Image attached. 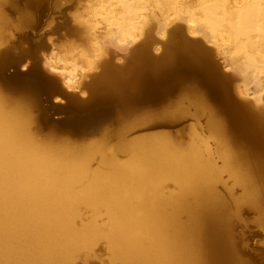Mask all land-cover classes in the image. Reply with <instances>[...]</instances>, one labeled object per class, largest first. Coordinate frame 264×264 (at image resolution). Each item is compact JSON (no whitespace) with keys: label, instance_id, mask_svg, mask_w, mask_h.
<instances>
[{"label":"bare ground","instance_id":"6f19581e","mask_svg":"<svg viewBox=\"0 0 264 264\" xmlns=\"http://www.w3.org/2000/svg\"><path fill=\"white\" fill-rule=\"evenodd\" d=\"M12 1L0 0V47L9 42L8 36H15L7 34L11 24L5 13ZM175 4V0H100L91 15L105 19L104 34L129 42L145 33L132 49L131 60L120 66L105 60L96 66L90 52L60 60L88 69L101 65L89 81L78 84L83 97L95 87L118 94L117 108L124 112L117 123L108 122L97 133L74 137L47 131L28 101L37 106L39 89L18 95L0 82V264L89 262L100 257V244L110 264L246 261L233 221L246 204L257 210L264 226V0ZM151 6L173 8L193 34L202 33L217 44L223 41L231 64L245 83L255 87L252 92L250 86L246 90L238 84L237 92L243 97L254 94L253 100L247 103L230 96L231 81L213 64L209 49L183 38L182 26L168 29L169 18H159ZM30 16V11H23L15 29ZM154 18L169 35L159 56L153 55L152 37H147ZM74 20L89 34L91 55L98 56L99 36L93 32L92 19ZM54 23L49 21L50 26ZM26 63L29 67L32 60ZM185 67L200 70L189 77L193 84L184 98L170 99L161 107L131 108L133 100L157 98L156 88L149 84L189 76L182 74ZM66 68L57 69L64 73L63 81H74L73 88L75 77ZM216 98H227V103ZM203 113L209 134L193 126L187 141L168 130L127 134L137 125V129L168 126L184 118L199 120ZM225 174L242 189L239 196L229 191L233 201L219 189L220 183L227 185Z\"/></svg>","mask_w":264,"mask_h":264},{"label":"rangeland","instance_id":"374dc122","mask_svg":"<svg viewBox=\"0 0 264 264\" xmlns=\"http://www.w3.org/2000/svg\"><path fill=\"white\" fill-rule=\"evenodd\" d=\"M100 0H60L59 3L63 6L68 7V16L71 21V26L66 27L62 30L55 31L52 29V26H48L47 29H49V33L47 35V46L41 49V52L45 54V56L42 58V62L44 58L50 57L55 61V64L58 69H62V67L67 66L65 72L71 71L72 73H75V87L72 88L70 92L73 93H79L81 94V89L83 87H79L78 84L86 81H89L90 76L98 73L101 70V65L99 68H93L88 69L89 67H83L79 64L78 66H71L70 64H64L63 61H60L63 57L71 56L74 53H81L84 52L86 54H89L91 60H96L97 62L96 66L101 64L105 60H110V62H113L115 65H124L126 64L127 60H131V51L135 47H137L144 39L145 33H143L136 41H133L130 39L129 42L125 41H118L116 39L110 38L108 34H104L107 23L105 19L103 18H94L91 15V11L93 7H95ZM176 4L181 7H185L188 4H195L197 0H175ZM154 11L157 13L159 18H165L168 19V22L166 26L168 29L175 28L177 26H182V31L180 32L181 36L183 38H188L190 40L199 41L204 47L209 49L211 53V61L215 66H217L220 70V72L227 77L230 82V88H229V94L230 96L235 97L236 99H240L242 102L249 103L251 100H253V96L249 97H243L239 95L237 92V85L241 88H244L248 90L250 86V91H254L255 87L253 83L247 84L245 83L244 79L242 78L241 74L236 70V68L231 64L229 61V58L227 56L226 45L223 41H220L218 44L209 41L202 33L193 34L189 29V23L185 18H176L177 15L175 9H168L167 11H163L158 7L151 6ZM6 16L11 24L10 27L7 28V34H11L15 32V25L18 24L21 15L23 14V10L21 11H15L10 12L7 9H5ZM79 16L81 18L85 19H92L90 22L92 23V26L94 27L93 32H96V34L99 36L98 39V46L100 48V53L97 56V52L93 53L94 55H91L90 51V44H89V34L85 30V28H82L79 24L75 23L74 17ZM158 19L154 18L153 22L150 23L152 25V31L149 33L147 37H152V45H151V51L153 55L159 56L161 53L160 47L162 46V43L166 42L168 40V33L164 32V29H161L162 25H158ZM149 25V26H150ZM164 25V24H163ZM141 29L142 27L141 23L139 24ZM148 27V26H147ZM139 29V27H138ZM141 29L139 31H141ZM147 29V28H146ZM142 32V31H141ZM140 32V33H141ZM144 32V29H143ZM139 33V35H140ZM151 34V36H150ZM49 40H51V43H49ZM159 47V49H158ZM55 51L56 55L52 56L51 53ZM196 69V71H195ZM197 70H200L199 67H195L194 69L192 67L190 68H182V74L186 73L189 76L181 75L182 77L175 81H164V82H156L149 84L151 87L156 88V93H161V96L157 95V98L151 101L143 102V101H136L133 100L131 102L132 106L131 108L134 109H143V108H149V107H161L165 106L170 103V99H175L176 97L184 98V94L188 91V88L193 84L192 78H194L195 74L197 73ZM59 78V80L63 81V77H60L58 75H55ZM192 77V78H189ZM145 86V84H144ZM167 87H174L173 90H167ZM85 88V87H84ZM69 91V90H68ZM264 95V91L262 92ZM20 97V96H19ZM212 99V98H211ZM217 99V98H216ZM214 100V99H213ZM29 102H33V111L37 113V109L34 106V101L28 100ZM215 101V100H214ZM226 99H217L218 103L226 104ZM62 102V101H61ZM130 103V102H129ZM261 106H264V101L261 103ZM121 107H118L114 111V117L113 120L110 122L111 124L117 123V118L121 115L123 110L119 109ZM119 110V111H118ZM117 111V112H116ZM194 111V110H192ZM131 118L135 117L130 115ZM207 120L208 117L205 113L200 115L199 120H193L190 118H184L173 125H161L154 128H146V129H137L140 128V125L135 126L136 129H130L127 134L129 137L135 136L137 134L143 133V132H150V131H161V130H168L172 131L171 133L176 138H179L181 141H187L189 139V132L193 128V126H197L200 131H203L206 135L209 134L208 127H207ZM147 124L152 123L146 122ZM117 125V124H116ZM142 125V124H141ZM112 126V125H111ZM144 126V125H142ZM141 126V127H142ZM35 129H39L36 128ZM50 131H55L52 129H49ZM134 130V131H133ZM137 130V131H135ZM48 131V130H47ZM58 132V131H57ZM45 133V132H44ZM67 134V133H64ZM263 141H264V134H263ZM213 150L216 149V145L212 144ZM216 159L219 161V164H221V160L218 157L217 153H215ZM224 181L227 185H224L223 183H220L219 189L222 191L226 197L227 200L233 201L234 197L231 196L229 191H233L236 194L235 196H239L242 193L241 187L239 185H235L233 183V180L225 174ZM241 204H239V207ZM239 214L236 216V218L233 221V231L235 235V239L238 243V248L240 254L243 256V258L246 261H241L243 264H264V226L259 223V214L257 210L254 208L244 204L241 207V210L238 212ZM99 253L100 257H95L89 262H83L79 260L78 264H110L108 261V255L104 248L102 247V244L99 245ZM117 264V263H115Z\"/></svg>","mask_w":264,"mask_h":264},{"label":"water","instance_id":"95a60500","mask_svg":"<svg viewBox=\"0 0 264 264\" xmlns=\"http://www.w3.org/2000/svg\"><path fill=\"white\" fill-rule=\"evenodd\" d=\"M6 9L12 13L28 10L34 20L15 29V36H8L11 37L9 42L0 47V82L3 87L18 95L39 89L36 109L40 125L46 130L81 137L97 133L111 122L119 101L114 90L107 89L110 93H106L95 90L96 87L90 88L89 95L83 97L68 91L57 76L46 74L41 67V48L47 45L49 21L55 20L52 27L55 31L71 26L68 7L58 0H13ZM28 59L32 64L22 70ZM57 95L65 101L56 102Z\"/></svg>","mask_w":264,"mask_h":264},{"label":"clouds","instance_id":"9594fccd","mask_svg":"<svg viewBox=\"0 0 264 264\" xmlns=\"http://www.w3.org/2000/svg\"><path fill=\"white\" fill-rule=\"evenodd\" d=\"M49 43H51V40H49ZM51 55L55 56L56 55L55 51H53L51 53ZM44 56H45V54L43 52H41V57L43 58ZM54 64H55V61L50 60L48 58H44L43 62L41 64V67L46 74L63 76V74H64L63 72L59 71L57 69V67L52 66ZM27 67H28V64L26 63L25 65L22 66V70H27ZM73 75H75V73H73ZM73 84H74V81L72 79L62 81V86L65 87L69 91L72 90V88L70 86ZM85 95H86V93H85ZM55 99H56V102H61L59 97H56Z\"/></svg>","mask_w":264,"mask_h":264}]
</instances>
